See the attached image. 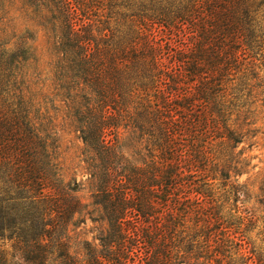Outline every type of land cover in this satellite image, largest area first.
<instances>
[{
  "label": "trees",
  "instance_id": "1",
  "mask_svg": "<svg viewBox=\"0 0 264 264\" xmlns=\"http://www.w3.org/2000/svg\"><path fill=\"white\" fill-rule=\"evenodd\" d=\"M259 132L264 0H0V264H264Z\"/></svg>",
  "mask_w": 264,
  "mask_h": 264
},
{
  "label": "rangeland",
  "instance_id": "2",
  "mask_svg": "<svg viewBox=\"0 0 264 264\" xmlns=\"http://www.w3.org/2000/svg\"><path fill=\"white\" fill-rule=\"evenodd\" d=\"M58 115L60 112L57 113ZM57 115V117H58ZM59 138V154L61 160V174L65 182H74L76 195L80 198L85 205L86 210L90 212L92 217L97 216L99 211L97 206L93 203L92 199V186L89 183V175L87 172L86 164L82 160L83 143L80 141L77 132L68 126L64 125L57 118ZM245 154L251 160V167L249 172L241 177V180L247 181L251 186L252 192L250 197L246 199L248 206L257 209L260 212V207L257 204L255 195L257 192V180L264 173V134L259 132L254 138L250 139L244 145ZM88 214H85L86 222L81 223L75 231L78 234V240L87 239L92 240L96 235L97 223L90 220ZM251 240L259 243V239L255 236V231L251 233ZM7 264H17L9 261Z\"/></svg>",
  "mask_w": 264,
  "mask_h": 264
}]
</instances>
